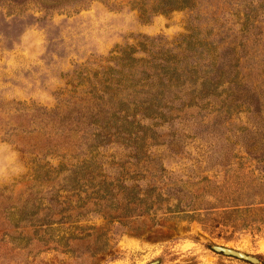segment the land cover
Masks as SVG:
<instances>
[{
  "label": "rangeland",
  "instance_id": "obj_1",
  "mask_svg": "<svg viewBox=\"0 0 264 264\" xmlns=\"http://www.w3.org/2000/svg\"><path fill=\"white\" fill-rule=\"evenodd\" d=\"M262 160L264 0H0V264L264 263Z\"/></svg>",
  "mask_w": 264,
  "mask_h": 264
},
{
  "label": "trees",
  "instance_id": "obj_2",
  "mask_svg": "<svg viewBox=\"0 0 264 264\" xmlns=\"http://www.w3.org/2000/svg\"><path fill=\"white\" fill-rule=\"evenodd\" d=\"M172 69H174V67ZM167 80H170V78L168 77ZM153 83H154V81H152L150 83V86H152ZM170 84H172V83H170ZM202 84L205 85L206 81ZM158 101H159L158 97L155 94H151L150 97H148L146 99V101L142 103V105L140 107L143 108V110L154 109V107L158 109V106H159ZM145 146L148 149L149 147H151L153 145L152 144L151 145H143L142 147H140L139 151L140 152L144 151ZM147 151L149 152V150H147ZM256 169L259 171V175L256 177L257 180H255V181H257V183L255 185L258 186V189H264V161L263 160L258 161V165L256 166ZM179 200L180 199L178 197V201ZM244 205H245L244 208L241 207L242 205L238 204V205H234L231 209H228V210L225 209L224 211L242 213L245 216H242V218H241V220H243L242 221L243 224L241 226H246V227L249 226V227L255 228L259 231L264 232V201L252 202V203L244 204ZM178 206H180V205L178 204ZM176 207H177V205H176ZM226 213H229V212H226ZM262 264H264V263H262Z\"/></svg>",
  "mask_w": 264,
  "mask_h": 264
},
{
  "label": "water",
  "instance_id": "obj_3",
  "mask_svg": "<svg viewBox=\"0 0 264 264\" xmlns=\"http://www.w3.org/2000/svg\"><path fill=\"white\" fill-rule=\"evenodd\" d=\"M211 249L214 252L221 253V254L228 255V256H232V257L250 262L252 264H262V261L259 258L255 257L253 255L247 254L245 252L239 251L237 249H233V248L224 246V245L212 244ZM159 263H160V260L157 259V260L151 261L147 264H159Z\"/></svg>",
  "mask_w": 264,
  "mask_h": 264
}]
</instances>
